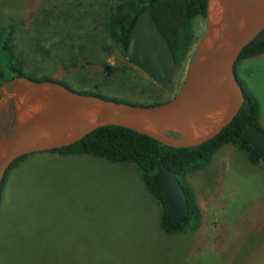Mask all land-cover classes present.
<instances>
[{"label":"rangeland","instance_id":"1","mask_svg":"<svg viewBox=\"0 0 264 264\" xmlns=\"http://www.w3.org/2000/svg\"><path fill=\"white\" fill-rule=\"evenodd\" d=\"M102 7V0H0V25L15 26L17 53L38 78L131 103L171 100L209 18L195 20L188 59L163 87L134 67L119 45L95 64L72 67L70 59L80 53L75 31L80 26L97 33ZM104 64L112 67L110 75ZM236 74L258 103L264 128V55L239 60ZM15 80L0 89V137L16 123ZM184 180L201 219L194 232L168 236L160 226L161 206L134 165L33 154L8 178L0 205V264H264V163L252 165L229 144Z\"/></svg>","mask_w":264,"mask_h":264},{"label":"water","instance_id":"2","mask_svg":"<svg viewBox=\"0 0 264 264\" xmlns=\"http://www.w3.org/2000/svg\"><path fill=\"white\" fill-rule=\"evenodd\" d=\"M207 18L208 30L182 87L159 105L120 103L55 81L16 79V123L10 134L0 137V190L18 159L72 146L104 127H123L175 149L197 147L217 137L246 102L236 63L264 31V0H210ZM126 55L160 86H168L177 73L171 45L151 8L135 19ZM242 136L264 160V133L249 125ZM159 180L173 224H183L189 215L184 187L167 168L159 170Z\"/></svg>","mask_w":264,"mask_h":264},{"label":"trees","instance_id":"3","mask_svg":"<svg viewBox=\"0 0 264 264\" xmlns=\"http://www.w3.org/2000/svg\"><path fill=\"white\" fill-rule=\"evenodd\" d=\"M209 2L210 0H102V12L98 16L99 31L94 33L87 31L86 27L80 26L75 31L77 37L74 42L77 44L81 56L80 53L78 56H73L70 59L71 65L73 68H78L81 67V62H85L86 65L95 64L103 53H110L118 45L126 54L128 35L135 19L147 8H151L161 32L171 45L178 72L186 63L195 41L194 22L198 18H207ZM15 34L14 25H0V89L8 81L28 77L34 81H55L75 92L99 96L106 100L144 105L111 99L93 91L74 89L73 85L64 81L52 80L48 77L38 78L37 71L30 70L26 66L25 60L17 53L14 42ZM71 40L72 38L68 39V41ZM261 55H264V31L244 49L239 60L252 59ZM103 68L108 75L113 72L112 67L107 64H104ZM245 97L246 102L233 122L224 128L217 137L197 147L175 149L132 130L109 126L95 130L72 146L48 153L88 156L112 164L134 165L141 174L146 190L161 206L160 226L163 232L168 236L180 235L188 231L194 232L201 219V209L193 189L184 180L186 173L207 165L216 152L229 144L236 145L240 151L246 153L252 165L264 163L258 151L242 136L243 131L249 125L258 127L264 133L258 103L246 92ZM159 104L161 103L146 106ZM29 156L18 159L7 172L0 190V205L10 172ZM161 168L175 172L185 189L189 203V215L181 225H174L172 222L159 180Z\"/></svg>","mask_w":264,"mask_h":264}]
</instances>
